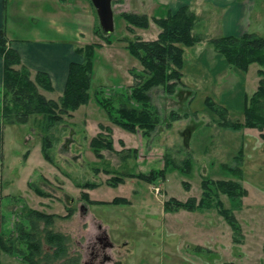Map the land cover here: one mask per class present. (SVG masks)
<instances>
[{"label":"rangeland","instance_id":"1","mask_svg":"<svg viewBox=\"0 0 264 264\" xmlns=\"http://www.w3.org/2000/svg\"><path fill=\"white\" fill-rule=\"evenodd\" d=\"M87 2L94 14V6ZM156 2L113 0L115 31L112 35L117 39L112 44H107L96 32L98 16L90 20L87 31L79 34L80 46L97 42L103 47L97 49L94 59L90 101L72 116L65 115L51 130L54 164L44 158L41 150L44 134L39 127L40 116H31L27 123L6 124L2 227L6 231L13 229L22 217L23 204L61 215L71 206L75 209L74 215L70 219H57L50 228L71 237L70 253H81L83 262L89 259L91 246L98 236L106 233L110 242L106 252L111 259L105 264H264V131L256 129L246 134L245 128H224L218 123L219 115L205 103L209 96L228 108L229 118L240 120L244 116L245 100L257 89L261 78L257 73L259 64L253 63L247 71L237 68L216 52L209 41L228 33L225 6L208 0L192 2V9L200 17L194 32L203 34L205 39L185 48L184 86L174 94H167L161 86L152 90L161 122L149 138L140 131L132 133L113 124L94 99L97 86L104 85L107 93L129 86L133 82L132 69L143 68L121 38L139 35L154 39L158 36L161 28L153 18ZM248 4L253 5L243 23L248 31L264 37V0H247L245 8ZM51 6L54 7V2L49 3L48 9ZM123 11L146 13L150 27H136L135 33L130 32L126 21L120 17ZM20 16L23 23L34 26L24 38H33L31 34L36 32V26L40 29L45 26L42 19H32L26 11L22 10ZM17 36L23 34L17 32ZM58 94L56 91L49 96L59 99ZM173 111L181 115L188 113V116L174 121ZM101 123L112 127L115 147L123 152L104 150V158L99 160L90 141L101 131ZM134 148L138 149L136 156L131 151ZM241 148L243 177L238 178L223 164L235 166ZM168 152L177 163L192 154V170L183 173L169 169L166 178L155 183L127 176L163 168ZM114 175L124 176V182L111 186L109 181ZM204 176L239 180L248 189L242 206L234 209L243 230L241 243L234 241L233 229L214 207L175 212L164 209L165 201L172 197L183 201L189 197L200 198ZM90 182L99 185L93 189L82 186ZM33 184L47 196L38 194ZM84 192L89 193L92 200L103 202L89 203L82 197ZM117 196L127 197L131 203H110ZM220 196L226 207L234 208L235 204L227 195ZM44 247L48 248L46 244ZM8 255L11 261L28 264Z\"/></svg>","mask_w":264,"mask_h":264},{"label":"trees","instance_id":"2","mask_svg":"<svg viewBox=\"0 0 264 264\" xmlns=\"http://www.w3.org/2000/svg\"><path fill=\"white\" fill-rule=\"evenodd\" d=\"M91 2V0H89ZM92 4V2H91ZM93 5V4H92ZM96 12V10H95ZM127 23V29L135 33V28L147 29L150 27V17L146 13L123 11L120 14ZM154 21L161 28L154 39H145L139 35L126 41V48L138 59L142 69H132L133 82L129 86L113 89L107 93L104 85L97 86L94 91L96 103L106 112L110 121L132 133L138 131L149 138L161 122L159 108L153 103L152 90L161 86L167 94H174L180 86H184L185 48L195 46L205 39L194 28L199 21V15L190 4L181 5L173 10L168 5L160 3L153 16ZM96 32L107 44H112L114 35L106 34L99 23ZM216 52L222 54L227 62L237 68L247 71L253 63L259 64L257 71L261 77L257 89L245 100L244 120L229 118L226 106L216 103L211 97L205 99L206 105L219 115V124L224 128L243 130L257 128L264 131V37L255 32L242 34H227L210 38ZM103 47L101 43H87L77 45L76 52L81 54L83 61H72L69 67L68 78L63 94L59 99L47 98L41 90L53 91L54 86L48 72L39 70L33 73L22 61L20 52L11 45L7 32L0 28V56L4 62V84L2 89V119L3 123H27L31 116H40L39 127L43 132L41 150L44 158L54 164L51 149L54 145L51 130L64 120V116H72L81 105L91 99V87L94 73V59L97 49ZM188 116L176 111L171 114L172 120ZM101 131L92 137L90 146L99 160L104 158V150L121 153L115 147L110 125H100ZM264 137V133H262ZM120 143L124 144L121 140ZM134 156L138 149L134 148ZM129 154V153H127ZM243 149L236 156L235 166L224 163V168L238 178L243 177L241 167ZM127 155H124L126 158ZM193 166L192 154L187 155L181 163H177L170 155L165 154V166L152 169L149 173H130L127 176L138 177L149 183L158 179H165L169 169H178L189 173ZM108 173L111 169H105ZM116 173V172H114ZM111 186H118L124 182V176L114 175L110 179ZM32 184V183H31ZM95 182L82 185L86 188H96ZM35 191L47 196V193L36 187ZM202 194L200 198L189 197L179 200L174 197L164 203L166 211L175 212L180 209L196 211L197 209L216 208L234 231V241L243 240L242 226L234 212L240 208L243 198L248 195V189L241 181L235 179H212L204 176L201 182ZM221 194L227 195L235 204L234 208L225 206ZM82 197L89 203L103 201L92 200L89 193L84 192ZM110 203L130 204L127 197L117 196ZM75 209L68 206L65 215L42 211L28 204L22 205L19 221L10 231H6L1 223L0 197V249L10 255L18 257L28 264H82L81 253H70L71 237L63 232L50 228L57 219H70ZM44 244L48 248L44 247ZM239 264V263H227Z\"/></svg>","mask_w":264,"mask_h":264},{"label":"crops","instance_id":"3","mask_svg":"<svg viewBox=\"0 0 264 264\" xmlns=\"http://www.w3.org/2000/svg\"><path fill=\"white\" fill-rule=\"evenodd\" d=\"M87 1L88 0H12L11 3V0H0V28L8 30L7 33L11 40V45L20 52L23 63L27 65L33 73L42 70L48 72L51 76L54 90H41L47 98H53L50 96L56 91L59 92V97L63 94L71 62L83 61L82 55L76 52V46L81 42L79 34L87 31L90 26V20L92 21L95 17L97 18L96 12H94V15ZM156 1L158 2H156V8L160 3H163L175 10L184 4L191 5L194 0ZM208 1L218 6L221 4V6H225L227 9V34H242L248 31L243 20L253 4H248L245 8L247 0ZM50 2H54V7L51 6V8L48 9ZM22 10L26 11L30 18H36V20L42 19L45 23V26L42 28L43 30L36 26V32L31 34L33 37L31 39L24 37H26V33L32 32L34 26L30 23L28 25L23 23L20 16ZM17 32L22 33L23 36H17ZM67 36L69 40H67ZM3 84L4 62L3 58L0 56V197L4 195L5 191L3 179L6 168V130L8 128V126L3 123L2 119ZM240 120L243 121L244 116ZM245 129L248 130L245 132L247 134V132L250 131L255 132L257 128ZM122 138L125 139L126 136L123 135ZM245 234L247 239V232ZM14 262L19 264V261H11L10 256L0 249V264H15Z\"/></svg>","mask_w":264,"mask_h":264},{"label":"water","instance_id":"4","mask_svg":"<svg viewBox=\"0 0 264 264\" xmlns=\"http://www.w3.org/2000/svg\"><path fill=\"white\" fill-rule=\"evenodd\" d=\"M99 24L104 33L110 35L115 31V13L113 8V0H91Z\"/></svg>","mask_w":264,"mask_h":264},{"label":"flooded vegetation","instance_id":"5","mask_svg":"<svg viewBox=\"0 0 264 264\" xmlns=\"http://www.w3.org/2000/svg\"><path fill=\"white\" fill-rule=\"evenodd\" d=\"M110 243L106 233L98 236L95 244L91 246L90 257L88 260L82 261V264H105L111 257L106 252L107 244Z\"/></svg>","mask_w":264,"mask_h":264}]
</instances>
